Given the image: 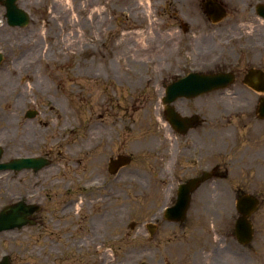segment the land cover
I'll return each instance as SVG.
<instances>
[{
	"label": "rangeland",
	"instance_id": "374dc122",
	"mask_svg": "<svg viewBox=\"0 0 264 264\" xmlns=\"http://www.w3.org/2000/svg\"><path fill=\"white\" fill-rule=\"evenodd\" d=\"M94 1L96 0H19V5L31 15V22L25 27L9 26L5 20V8L0 5V52L4 55L0 64V146L4 150L2 161L33 154H45L52 161L38 175L29 170L18 173L0 170L1 174L9 176L0 180V210L5 205L20 200L40 203L43 207L41 225L0 233V254L11 255L12 264H204L206 260L214 264L212 246H217L224 240L226 246L235 245L232 234L224 235L211 226L208 228V235L196 233L204 224L201 212L189 211L188 218L183 223H164L153 238L144 226L150 216L141 207L140 181L136 175L143 163L137 153L138 129L143 123H152L153 115L146 110L148 99L139 95L141 90L136 82L146 75H154L153 64L159 58L165 56V59H169L167 53L170 48H174L175 39L179 42L183 38H192L194 49L211 47L214 39H218L217 35L212 34L216 33V28L221 23L213 24L209 21L203 12L202 0ZM84 2H90L89 12L102 9L101 12L105 13L107 10L110 18L101 35L98 33L100 24L96 19H89L90 15L87 17L90 21L84 18L78 27L80 32L84 31L81 30L82 27L87 28V33L98 38V43L89 44V51L80 55V59L65 56L66 63L72 64L67 69L65 66L60 67L61 62H54L55 58L51 57L50 51L43 54L42 60L33 61L31 57L34 50L41 48L46 51L49 45L50 41L43 30L52 28L51 24L48 25L50 13L53 15L62 7H71L73 15L75 5ZM229 6L234 7L235 3H230ZM175 17H179V20ZM176 26L183 30L167 42L166 36L172 33L169 30ZM185 28L189 30L188 33ZM131 30L140 34L125 37L122 46L115 47L120 37ZM56 34H59L58 28L51 29L50 37L53 38ZM23 42L28 44L22 50L14 51V46ZM81 47L82 44L80 49ZM80 60L92 67L96 77L107 80L105 86H96L97 96L92 99L86 95H89L95 85L87 81L75 84L68 79L73 77L69 70L76 69ZM12 70L24 73L17 78L16 74L11 73ZM8 77L11 79L4 86L2 82ZM44 84L49 85V90ZM18 85L27 87L23 91H16ZM102 87L105 89L102 90ZM144 91L148 92L147 89ZM11 103L20 104L21 111L13 113L12 129L4 131V120L8 118L6 107ZM28 109L37 110L38 115L34 119L26 118ZM57 114L61 115L60 120ZM18 120L20 125L26 123V132H21ZM89 123L97 124L100 131L97 133L103 138L97 136L93 142L91 138L86 139L88 150L80 152V145L84 143L79 138L87 131ZM38 127L44 130L43 137L38 134ZM110 131L113 135L120 134V142L115 139L113 145L110 142L107 145L104 134ZM6 136L18 138V150L17 146L13 147L15 153L11 154L9 146L4 143ZM258 139L264 142V134ZM91 147H95L97 154L90 157ZM121 152L134 154L133 163L122 170L129 176L128 180L124 175L122 178H112L108 172V156ZM95 177L99 179L96 180ZM101 179L106 184L111 182L124 195L115 196L112 202L115 208L109 207L103 218L97 216V236L94 237L96 255L91 260L79 259L66 247L70 244V238L67 230L60 229L63 219L58 207L67 197L63 194V189L66 190L68 185L71 188H85L81 193L87 195V198L91 196L89 190L95 196L109 192L108 185L91 186V181L101 183ZM257 183L258 190L264 192V182L257 180ZM25 184L31 185V194L23 193L22 187ZM3 194L9 199L4 200L1 197ZM118 204L119 207L126 204V209L116 208ZM100 209L99 204L96 205V213ZM197 214L200 215L199 220L195 218ZM254 217L257 220V240L263 244L261 248L264 252V205L254 213ZM132 222L136 223L133 229L130 227ZM204 228L206 229V224ZM218 235L226 237L222 239ZM41 246L42 250L44 248L48 252L46 256L38 253ZM62 247L65 255L59 251ZM223 259L220 264L243 263L237 256L229 253L228 249ZM254 264H264V259L259 256Z\"/></svg>",
	"mask_w": 264,
	"mask_h": 264
},
{
	"label": "flooded vegetation",
	"instance_id": "af4514ba",
	"mask_svg": "<svg viewBox=\"0 0 264 264\" xmlns=\"http://www.w3.org/2000/svg\"><path fill=\"white\" fill-rule=\"evenodd\" d=\"M218 1L226 9V14L219 22L221 24L216 28V33L212 34L217 35L218 39H214L211 47L194 49L192 38L180 39V43L175 39L174 48H170L167 53L169 59H165V56L159 58L153 64L154 75H146L136 82L141 90L139 95L148 99L146 110L153 115L152 123H143L138 129L137 153L143 163L136 175L140 181L141 207L150 216L149 221L144 222L148 233L146 225L153 224L154 234H149L151 238L164 223H177L168 221L164 211L178 202L183 186L200 179L190 192L187 211L188 214L189 211L202 213L204 224L196 233L208 235V228L211 226L224 235L232 234L235 245L226 246L224 240L217 246H212L214 264H220L224 260L223 255L227 249L242 260V264H254L259 256L264 259L261 248L263 244L258 243L257 220L254 217V213L264 205V192L257 188V180L264 182V142L258 139L264 134V0ZM230 3H235V6H229ZM175 19L179 20V17ZM182 30L177 26L171 28L169 31L172 33L166 36V41L172 40V36ZM185 31L188 33L189 30L185 28ZM225 72L233 74L232 83L211 91L205 90V77L201 75ZM193 73L199 74L193 84L181 82ZM173 84L176 85L169 96H179L169 101L168 88ZM187 88H192L195 92L183 94ZM37 115L38 111L35 109H28L25 113L28 119H34ZM18 122L19 126L21 122ZM20 126L21 130L24 128L21 132H26V123L23 122ZM88 131L92 142L97 136L102 137L97 133L100 132L97 124L90 126ZM38 134L44 136L43 133ZM104 137L107 145L109 142L113 145L115 139L120 142L122 138L120 134L113 135L111 131L105 133ZM13 140V147L17 146L18 150L19 140L16 137ZM92 148L93 155L96 151L95 147ZM133 155L121 152L108 156V172L112 178H122L124 175L125 179H129L122 170L133 163ZM24 157L47 159L50 161L49 165L52 163L45 154ZM122 157L127 158L128 164L116 163ZM49 165L39 170H24L38 175ZM73 165L77 167L74 163ZM98 184L108 185L110 191L95 196L89 190L91 196L87 198V195L81 193L85 188H71L68 185L66 190L63 189V194L67 197L58 207L63 219L60 229L67 230L70 238V244L66 247L79 259L91 260L96 255L94 237L97 236L98 217L105 216L104 213L112 206L115 196L124 195L111 182L106 184V181H91L92 187ZM243 199L245 203H240L242 207H239V202ZM253 200H256L257 208L246 216L253 228V236L242 242L236 234V224L244 217L241 209L250 211ZM31 204L40 205V209L30 217L33 225L29 226L34 228L41 225L43 207L40 203ZM98 204L101 209L96 213ZM126 206L122 204L119 207L118 204L116 208L123 210ZM114 208L112 206L110 209ZM195 218L199 220L200 215H195ZM218 236H222V239L226 237ZM59 251L65 255L63 247ZM38 253L45 256L48 254L44 248L42 250V246ZM7 255L12 264L11 255ZM204 264L212 263L206 260Z\"/></svg>",
	"mask_w": 264,
	"mask_h": 264
},
{
	"label": "bare ground",
	"instance_id": "6f19581e",
	"mask_svg": "<svg viewBox=\"0 0 264 264\" xmlns=\"http://www.w3.org/2000/svg\"><path fill=\"white\" fill-rule=\"evenodd\" d=\"M61 1V0H59ZM106 2V0H96L94 2L98 3V2ZM90 2H84L82 4L79 5H75V9H74V13L73 15H71L72 12V8L71 7H62L59 9L58 12H56V14L51 15L50 13V18L48 21V25L51 24L52 28H48L47 30H43V33L45 35V37L47 39H49V45L46 47V51H44V49L41 48H37L34 50L31 59L33 61H37V60H42L44 58L43 54H45L46 52L50 51V55L51 57L55 58L54 62H61L60 67H64L65 69H67L68 65L71 66L72 64L66 63V59L65 56H67L69 59L74 57H77V59H80V55H84L85 52L89 51V44H94V43H98V38L93 37L92 34L87 33V28L82 27L81 30H84L82 32H80L78 30V27L80 26V23H82V19L86 18L85 20H87L88 15H90L89 19H96L98 24H100L101 28L100 30H98V33L101 35L103 33L104 28L109 24L110 22V18L107 15V10L104 12H101L102 9H95L91 12H89L90 9ZM90 21V20H87ZM53 28H58L59 30V34H56L55 36L50 37V31ZM107 31V30H106ZM140 33L136 32V30H131L128 31L127 33H125L124 37H120V39L118 40V42L115 43V47H121L123 42H124V38L127 36H136L139 35ZM121 36V35H120ZM26 44L28 43H18L16 44L14 47V51H20L23 49L24 46H26ZM81 44L83 45V47H81L82 49H80ZM76 69H70V73L73 74V77L69 80L73 81L75 84L77 83H81L84 81L90 82L92 85H95L94 88H92L89 92V95H86L87 97L90 96V99L94 98L97 96V88L96 86H98V84H103V86L106 85L107 80L103 79V78H99L96 77L93 74L92 71V67L88 66L86 64V62H81V60L79 61V63L77 64ZM107 67V66H106ZM110 70V69H108ZM13 74H16V77H20L24 72H17L16 70H12ZM11 79L10 77L4 79V81L2 82L3 85L5 86L8 82V80ZM99 82V83H96ZM105 83V84H104ZM44 86L47 88V90H49V85L44 84ZM27 86L22 87L21 85H18L16 88L17 90H21L23 91L24 89H26ZM102 90L105 89L104 87L101 88ZM68 90L71 92V89L68 88ZM22 93V92H21ZM25 93V91H24ZM89 98V97H88ZM6 111L8 114V118H6L4 120V122H6L5 124V130H9L10 128L12 129V121H13V113H19L21 111L20 108V104H10L7 105L6 107ZM58 120H60L61 115L57 114ZM95 124V123H94ZM93 123H89L88 126H86L87 131L85 132L84 135H82L80 139V142H83L84 144H81V148H80V152H85L86 150H88L87 144H86V139L91 138L90 133L88 131V128L90 126L94 125ZM24 129V128H23ZM22 129V130H23ZM21 130V131H22ZM12 131V130H11ZM35 132V130L33 131V133ZM37 132L42 134L43 133V129L42 128H37ZM6 145L9 146L10 148V153L12 154L14 151L13 150V144H14V140L10 137L6 136V140L5 142ZM12 149V150H11ZM93 150V148L91 147L89 149V151ZM90 157L92 156V153H90ZM96 153H93V155H95ZM9 176L7 175H3L0 173V180H4L6 178H8ZM26 186V187H25ZM23 193L26 194H31V185L30 184H25L23 187ZM30 188V189H29ZM30 196V195H29ZM1 197H3L4 200L9 199V197L6 194L1 195Z\"/></svg>",
	"mask_w": 264,
	"mask_h": 264
},
{
	"label": "water",
	"instance_id": "95a60500",
	"mask_svg": "<svg viewBox=\"0 0 264 264\" xmlns=\"http://www.w3.org/2000/svg\"><path fill=\"white\" fill-rule=\"evenodd\" d=\"M0 4L6 8L5 17L7 22L12 27H25L29 24V13L21 8L18 4V0H0ZM203 9L205 13L212 19L213 22L220 21L225 14V9L217 0H204ZM3 61V55L0 53V63ZM198 74H191L189 77L183 79L184 82H189L193 84L194 77ZM198 77V76H197ZM196 77V79H197ZM182 81V82H183ZM233 81V75L230 73H217L209 74L205 76L206 91H211L223 86H227ZM174 85H172V89ZM194 89H186L183 94H191L195 91ZM171 88L168 89L170 93ZM200 92V91H197ZM181 94V93H179ZM177 96H169L167 99L169 101L174 100ZM3 155V149L0 147V170H16L21 171L23 169L34 168L39 170L42 167H45L50 164V161L42 158H16L8 162H1ZM117 164H126L127 158H120L116 162ZM116 164V165H117ZM200 179L192 180L187 185L183 186L179 192V200L177 204L165 212V216L170 221L182 222L185 220L187 215V210L189 207L190 192L195 188V186L200 182ZM245 203V199L239 202V207H242V204ZM256 200L251 202V210L244 211L241 209V212L244 214L243 218H240L236 224V234L242 242L250 240L252 238V227L249 221L246 219V216L251 214L256 207ZM40 209L39 206L34 204H27L25 201L21 200L14 204L6 205L0 211V232L13 229H21L22 227L33 224V221L30 220V216ZM133 227V226H132ZM151 234L154 232L152 226L149 225ZM0 264H10L9 257L7 255L3 256L0 260Z\"/></svg>",
	"mask_w": 264,
	"mask_h": 264
}]
</instances>
